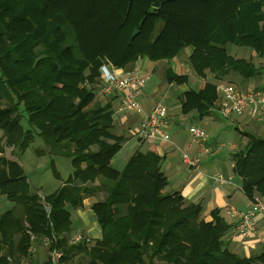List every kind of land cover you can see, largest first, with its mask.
I'll return each mask as SVG.
<instances>
[{
  "label": "trees",
  "instance_id": "1",
  "mask_svg": "<svg viewBox=\"0 0 264 264\" xmlns=\"http://www.w3.org/2000/svg\"><path fill=\"white\" fill-rule=\"evenodd\" d=\"M229 45L264 61V0H0V190L13 203L0 218V264L31 259L32 236L55 241L51 249L65 264H264V255L241 259L229 249L219 213L206 222L201 206L166 192L157 155L139 153L124 171L113 168L126 138L111 133L112 100L103 104L85 84L87 70L92 81L100 77L103 58L128 69L139 58L173 60L187 48L200 76L248 82L263 75L253 57L236 58ZM216 98V85L207 83L186 93L184 111L207 113ZM38 138V156L68 159L74 169L44 198L5 156ZM235 172L250 197L264 196V138L249 136ZM98 195L102 238L71 245L73 211Z\"/></svg>",
  "mask_w": 264,
  "mask_h": 264
},
{
  "label": "crops",
  "instance_id": "2",
  "mask_svg": "<svg viewBox=\"0 0 264 264\" xmlns=\"http://www.w3.org/2000/svg\"><path fill=\"white\" fill-rule=\"evenodd\" d=\"M192 53L193 49L187 48L173 60L153 62L148 58H142L133 66V72L152 75L153 79L158 76L160 84L143 88L138 99V110H128L118 114L121 122L125 123L128 139L114 157L113 168L117 172L124 171L139 153L157 155L160 158L161 172L168 180L166 192L179 193L187 204L201 206L202 219L206 222H213L215 215L219 213V217L228 226L224 240L229 249L241 259L259 258L264 255V215L256 218V230L252 236L243 239L236 231L238 221L231 217L228 211L231 207L247 210L251 205L253 197L244 190V180L235 172V158L246 151L250 135L264 138V121L252 120L248 112L244 116L233 114L229 117L223 116L220 113L223 100L221 85L228 81L216 80L210 73L204 76L198 75L190 62ZM174 77H178L179 80H174ZM252 81L249 82V86H253ZM207 83L216 85L217 98L212 107L204 114L199 109L185 112L183 104L186 93L199 92ZM115 103H113L114 107ZM159 103L169 109L171 142L145 141L137 137L143 118ZM193 126H201L208 130L211 148L209 157L196 169L189 168L183 162L184 152H190L194 156L200 150L190 134V128ZM14 151L12 149V152ZM216 175L226 182L215 181L213 177ZM101 196L86 199L84 208L73 211L75 215L72 213L73 231H84L93 238L94 242L102 238V231L93 211V205L101 200ZM12 207L13 205L0 190V218ZM44 245L43 240L32 241L29 250L31 259L23 261L42 264L39 257L35 261L33 257L36 256L34 252L47 249ZM4 253L6 254V251Z\"/></svg>",
  "mask_w": 264,
  "mask_h": 264
},
{
  "label": "built area",
  "instance_id": "3",
  "mask_svg": "<svg viewBox=\"0 0 264 264\" xmlns=\"http://www.w3.org/2000/svg\"><path fill=\"white\" fill-rule=\"evenodd\" d=\"M150 77L151 75H142L133 71L104 66L102 68V83L96 93L98 96L111 97L113 103L116 102L114 110L117 114L128 110L135 111L139 109V95ZM221 90L223 100L220 113L223 116L229 117L232 114L244 116L248 112L252 120L264 121V86H249L243 90L237 84L226 82L221 85ZM168 115V107L161 103L157 104L143 118L137 137L145 141L171 142ZM190 134L193 142L199 145L200 150L194 156L190 152H184L183 162L189 168L196 169L211 154L210 135L208 130L201 126L191 127ZM213 178L218 182H226L219 175ZM228 214L238 221L237 234L243 239L250 238L256 230V218L264 215V196H254L247 210H238L231 207ZM32 241L36 242L37 238L32 236ZM43 242L44 246L50 251V263L65 264L63 253L58 249H51L55 241L45 237ZM70 243L74 246H91L95 242L89 234L76 231L72 233ZM22 264H30V262L23 261Z\"/></svg>",
  "mask_w": 264,
  "mask_h": 264
},
{
  "label": "rangeland",
  "instance_id": "4",
  "mask_svg": "<svg viewBox=\"0 0 264 264\" xmlns=\"http://www.w3.org/2000/svg\"><path fill=\"white\" fill-rule=\"evenodd\" d=\"M160 27H161V25H159V28ZM228 51L232 56H235L236 58L250 59L253 57V60L255 61L257 68L260 69L261 71H264L263 70L264 61L261 60L259 57H257L256 54H253V52L250 49L240 48L237 46L229 45ZM141 59L142 58H139L132 65L131 68H128V69L124 68V70L132 71L134 68L133 66H135V64L138 61H140ZM104 66H111V67H114L115 69H120L109 58H103L102 65L100 67V77H98V79H95L96 81L93 80L95 82V83H93L95 86H92L93 84L91 83V82H93L90 79L91 71L87 70L85 72V75L87 78V81L85 84H86V86L89 87V89H93V90L97 91L99 85H101V83H102V68ZM224 81H228L229 83L237 84L243 90L247 89V87L249 86L248 85L249 82H251V81H248V83H247V82L240 81V78H238L237 76L234 77L233 75L226 78V80H224ZM158 84H160L159 77L157 76L153 79V77L151 75L150 79L148 80V82L146 84V87L150 88L153 85L155 86ZM252 85L255 87H257V86L263 87L264 86V73L258 79H254V81H252ZM97 98L99 99L98 101L102 102L103 104H106V103L110 102V100H112L111 97H104V96L102 97V96H98V95H97ZM114 113H115L114 114V127L111 131L112 135L114 136L113 138H115V137L119 138L122 136V137H124V139L126 138V140H127L128 136L125 133V123L123 124L121 122L119 115L115 111H114ZM22 123L26 129H28L30 127L27 120H23ZM234 127H235V125H234ZM2 135H3L2 132H0V138L2 137ZM107 142L109 144L115 143L113 141V139L108 140ZM42 147H44V144L41 141V139L38 138V139H36L35 143L33 145H31L30 148H28L26 150V152L23 153L19 150H15L14 152H12L11 148H7L5 151V153H6L5 156L10 160L17 161L24 168L26 175L28 177V180L31 184L32 193H38L41 197L44 198L45 196L50 195L53 192H55L57 189H59L62 186V184L68 180L69 176L73 173L74 169H73V166L71 164V161L68 159L61 158V157L52 159L47 154L43 155V156H38L36 152H38L37 150L42 148ZM93 150L97 151V148L93 147ZM52 161H54V164H56L55 165V167L57 169L56 171L58 172V174L60 173V176L58 178L56 177L55 172L52 168ZM167 193H169V192H167ZM102 198L103 197L101 196V199ZM10 203L13 205L12 202H10ZM73 214L75 215V213H73ZM78 231L84 232L82 230H78ZM35 254H36V256H34V257L32 256L34 261L36 258L39 257L42 264H48V262H50V251L48 249H41L37 252H34V255ZM40 254H42V255L40 256ZM29 262L31 264V261H29Z\"/></svg>",
  "mask_w": 264,
  "mask_h": 264
},
{
  "label": "water",
  "instance_id": "5",
  "mask_svg": "<svg viewBox=\"0 0 264 264\" xmlns=\"http://www.w3.org/2000/svg\"><path fill=\"white\" fill-rule=\"evenodd\" d=\"M137 35H138V31H136L133 36L136 37ZM48 211H50V209H48Z\"/></svg>",
  "mask_w": 264,
  "mask_h": 264
}]
</instances>
